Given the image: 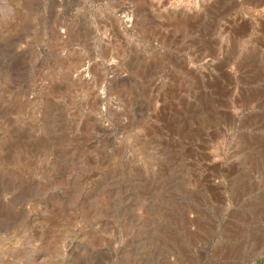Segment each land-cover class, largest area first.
<instances>
[{"label": "rangeland", "instance_id": "1", "mask_svg": "<svg viewBox=\"0 0 264 264\" xmlns=\"http://www.w3.org/2000/svg\"><path fill=\"white\" fill-rule=\"evenodd\" d=\"M0 264H264V0H0Z\"/></svg>", "mask_w": 264, "mask_h": 264}, {"label": "bare ground", "instance_id": "2", "mask_svg": "<svg viewBox=\"0 0 264 264\" xmlns=\"http://www.w3.org/2000/svg\"><path fill=\"white\" fill-rule=\"evenodd\" d=\"M80 74V73H79ZM99 96V95H98ZM98 99V98H97Z\"/></svg>", "mask_w": 264, "mask_h": 264}]
</instances>
